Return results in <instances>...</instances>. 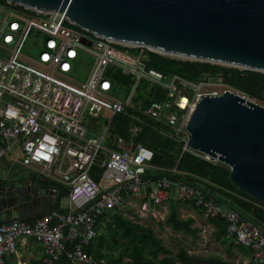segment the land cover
<instances>
[{
  "label": "built area",
  "instance_id": "1",
  "mask_svg": "<svg viewBox=\"0 0 264 264\" xmlns=\"http://www.w3.org/2000/svg\"><path fill=\"white\" fill-rule=\"evenodd\" d=\"M150 53L164 56L145 46L108 42L63 14L0 0V166L9 158L40 168L67 201L66 209L31 223L0 224V264L27 238L42 244V264H61L63 256V264H107L84 253L99 219L122 213L141 197L140 216L162 222L172 196L194 201L205 220L223 218L226 238L248 249L253 264H264V235L238 211L225 212L224 205L166 175L154 182L145 178L153 151L136 139L147 125L177 143L181 154L210 161L188 147L186 128L201 96L220 95L201 90L225 85L220 73H204L197 81L164 74L149 66ZM120 92L123 99L114 96ZM117 114L128 120L126 137L112 134ZM198 230L197 248L187 253L204 257L208 231Z\"/></svg>",
  "mask_w": 264,
  "mask_h": 264
},
{
  "label": "water",
  "instance_id": "2",
  "mask_svg": "<svg viewBox=\"0 0 264 264\" xmlns=\"http://www.w3.org/2000/svg\"><path fill=\"white\" fill-rule=\"evenodd\" d=\"M7 1L63 14L108 42L264 74V0ZM186 130L191 150L226 166L230 183L264 205V107L232 91L201 96ZM25 196L42 194L0 185V224Z\"/></svg>",
  "mask_w": 264,
  "mask_h": 264
},
{
  "label": "trees",
  "instance_id": "3",
  "mask_svg": "<svg viewBox=\"0 0 264 264\" xmlns=\"http://www.w3.org/2000/svg\"><path fill=\"white\" fill-rule=\"evenodd\" d=\"M149 56L150 67L164 74L177 75L189 81H197L204 73H220L227 87L257 102L264 103V74L262 73L197 61L171 59L153 53ZM114 122L116 123L112 134L126 137L128 120L122 114H117ZM136 142L153 151L150 166L156 170L152 172L147 170L145 178L149 182H154L160 176L166 175L174 183L182 182L190 185L206 198L238 211L245 219L256 225L264 235V205L243 194L230 183L227 167L204 161L188 153L181 154L179 145L160 135L152 125H147L143 129ZM92 177L98 179L94 174ZM58 191L63 194L65 192L60 187ZM61 197H58V201ZM169 202L166 225L175 233L188 236L193 240L198 239L199 230L194 226V220L181 218L176 203L190 206L202 214L201 208L195 206L194 201L181 202L171 198ZM208 222L214 227L216 239L224 238L225 221L223 218L217 217ZM238 247L246 252L244 247L240 245ZM84 253L94 260H105L107 264H230L218 257L204 258L190 255L183 248H180L175 258L171 259L167 256L168 252L162 246L161 240L153 232L132 222L118 211L99 219L96 226V237L91 244L84 247ZM59 262L66 263L65 256Z\"/></svg>",
  "mask_w": 264,
  "mask_h": 264
},
{
  "label": "crops",
  "instance_id": "4",
  "mask_svg": "<svg viewBox=\"0 0 264 264\" xmlns=\"http://www.w3.org/2000/svg\"><path fill=\"white\" fill-rule=\"evenodd\" d=\"M0 185H8L10 188L12 187L14 191L17 189L24 191L30 189L33 194L37 192L42 194L41 199L37 202L31 201V199H28V197L25 196L23 205L20 206L18 210L12 214V217L8 219V222L12 220H23L31 223L39 216L48 213L51 210H55L57 208L62 210L67 206V201H65L63 203L65 206L61 207V198L65 196L64 190L56 182H52L41 175V170L38 167H23L19 164L13 163L12 161L8 162L5 159L2 166H0ZM40 186H42L43 188H40ZM59 187L64 192V194L59 193ZM59 196L62 197L59 198L58 201ZM186 207L189 208L186 218H192L194 220V226L196 228L206 227L208 233L209 231H211L215 236L214 227L209 222L203 223V221L205 220L203 215L193 210L190 206L186 205ZM222 239L233 241L232 239L226 238V236H224V238ZM196 240L192 241L195 242ZM222 243L224 244V242ZM247 250L248 249H246V252L244 251L246 256L243 259V263L253 264L250 260V253ZM43 256L44 249L42 244L36 242L33 239L27 238L18 240L16 242V252L8 255L5 260L6 264H42Z\"/></svg>",
  "mask_w": 264,
  "mask_h": 264
},
{
  "label": "rangeland",
  "instance_id": "5",
  "mask_svg": "<svg viewBox=\"0 0 264 264\" xmlns=\"http://www.w3.org/2000/svg\"><path fill=\"white\" fill-rule=\"evenodd\" d=\"M168 57V56H166ZM171 59H177V60H187V59H182V58H174V57H169ZM90 70V66L87 67V69L83 70V75L87 74L88 71ZM231 90L234 93H238L239 95H243L231 88H228L227 86H222L219 85L217 83H214L212 86H207L204 87L201 92H212V91H216L218 94H221L223 90L225 89ZM114 96L119 98V99H123L124 96L121 94V92L118 93H114ZM246 97V96H245ZM248 100L261 105L262 107H264V103H260L255 101L252 98L246 97ZM8 162L11 161L9 158L6 159ZM211 163H218L221 164L217 161H214L213 159H210ZM223 165V164H222ZM226 167V166H225ZM150 170V172L156 170L153 168H148V171ZM172 172H175V170H172ZM145 190V188H144ZM143 190V195H144V191ZM61 207H64L65 205L63 204L66 201V196H63L61 198ZM141 197L135 198L133 200H131L129 205H126L124 209H122V215L125 216L126 218L130 219L132 222L138 223L141 226H144L145 228H148L151 232H153L155 234V236L157 238H159L162 242V246L167 250L168 252V257L171 259L175 258L176 253L178 252V250L180 248L185 249L186 251H189L191 249L196 250V246L195 243L196 241H192L190 237L182 235V234H178L173 232L170 227L168 225H166L165 221L162 222H156L151 218H145V217H141L140 214L137 211V205L140 202ZM172 199H174V197L172 196ZM173 202V201H172ZM170 202L167 203L165 205L166 207V216L168 215V206H169ZM177 207L179 209V215L181 218H186L187 216V212L189 210V208L186 207V205L184 204H177ZM223 207V206H222ZM66 209V208H65ZM223 210L225 212L228 211V208L223 207ZM166 220V219H165ZM203 223H208V221H203ZM224 240V241H223ZM208 242H209V246H208V255L206 256H210V257H219L221 259H223L224 261L230 263V264H250V263H243L244 262V258L246 256V254L241 251L237 245V243H235L234 241L231 240H225V239H219L216 240L214 233L209 231L208 233ZM224 242V244L222 243ZM205 256V257H206Z\"/></svg>",
  "mask_w": 264,
  "mask_h": 264
},
{
  "label": "bare ground",
  "instance_id": "6",
  "mask_svg": "<svg viewBox=\"0 0 264 264\" xmlns=\"http://www.w3.org/2000/svg\"><path fill=\"white\" fill-rule=\"evenodd\" d=\"M162 54V53H161ZM164 55H167V54H164ZM169 57H174V58H181V57H176V56H171V55H167ZM182 59H185V58H182Z\"/></svg>",
  "mask_w": 264,
  "mask_h": 264
}]
</instances>
